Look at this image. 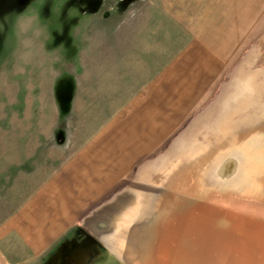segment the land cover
I'll list each match as a JSON object with an SVG mask.
<instances>
[{
  "label": "rangeland",
  "instance_id": "rangeland-1",
  "mask_svg": "<svg viewBox=\"0 0 264 264\" xmlns=\"http://www.w3.org/2000/svg\"><path fill=\"white\" fill-rule=\"evenodd\" d=\"M188 1L200 6L195 14L178 0H0V226L193 47L217 59L194 76L213 97L193 100L219 101L217 122L234 125L235 145L193 147L189 169L214 173L203 180L220 193L203 198L224 216L264 224V0ZM249 247L242 240L212 252L219 264H264Z\"/></svg>",
  "mask_w": 264,
  "mask_h": 264
},
{
  "label": "crops",
  "instance_id": "crops-1",
  "mask_svg": "<svg viewBox=\"0 0 264 264\" xmlns=\"http://www.w3.org/2000/svg\"><path fill=\"white\" fill-rule=\"evenodd\" d=\"M179 2L192 14L200 8L196 1ZM194 48L132 95L5 220L0 264H219L212 251L242 240L250 243L246 253L264 256V224L224 216L218 204L203 198L220 193L203 180L214 173L189 169L193 147L218 146L219 139L235 145L229 140L234 125L220 128L217 122L219 101L193 100L213 97L194 76L197 66L215 58H198L200 48ZM240 226L243 237L236 235ZM251 263L262 264L254 257Z\"/></svg>",
  "mask_w": 264,
  "mask_h": 264
}]
</instances>
